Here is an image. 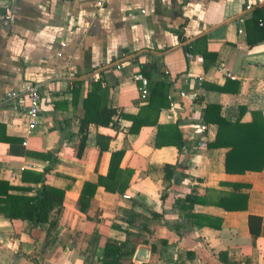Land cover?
<instances>
[{"label":"crops","instance_id":"0c3cea01","mask_svg":"<svg viewBox=\"0 0 264 264\" xmlns=\"http://www.w3.org/2000/svg\"><path fill=\"white\" fill-rule=\"evenodd\" d=\"M97 2L18 0L12 18L0 19V179L35 185L23 170H43L52 151L45 182L65 188L53 235L46 223L33 227L0 211V264H100L105 240L128 236L136 249L149 247L147 264H264V166L227 172V147L209 146L217 124L204 119L207 104L216 103L231 120L250 122L256 111L264 121V0ZM203 34L216 54L207 67L200 52L188 57L184 47ZM141 63L148 90H156L152 105L135 78ZM28 80L39 82L42 111L26 140L24 111L6 93ZM104 105L147 121L134 131L131 119L116 112L114 124L90 121L82 141L81 118ZM158 123L160 140L171 138L173 124L182 145H155ZM98 132L110 135L101 153ZM115 149L124 150L120 166L134 170L127 188L97 185L80 210L83 182L107 172ZM165 163L176 164L170 179L162 176ZM225 181L249 183L245 209L212 202L218 191L231 190ZM188 193L208 201L188 205ZM194 213L221 217V225L199 226ZM249 213L262 218L258 235Z\"/></svg>","mask_w":264,"mask_h":264},{"label":"trees","instance_id":"16d2710c","mask_svg":"<svg viewBox=\"0 0 264 264\" xmlns=\"http://www.w3.org/2000/svg\"><path fill=\"white\" fill-rule=\"evenodd\" d=\"M199 40L200 47L196 46ZM205 35H201L193 40L185 43L186 52L198 51L204 58L205 67L215 60L216 54L214 51L207 49L205 46ZM140 73L146 78L148 71L146 64H140ZM156 90L153 88L148 90L147 80V95L148 104L152 105ZM161 96H166V93H160ZM149 105V106H150ZM160 106L157 111H159ZM118 112V117H128L131 119V129L138 130L147 119L146 115L141 114H127L123 111H117V108L112 105H104L97 108L91 114L86 113L80 120L79 131L81 132L82 141L87 138L88 125L90 121L98 124L116 123V119L112 116ZM212 112L213 117H209ZM255 118L250 122H242L239 119L231 120L220 113V105L216 103H209L204 109V119L212 120L217 124V131L215 138L210 141L209 146H225L227 147L225 153V170L227 172L242 173L246 170H260L264 166V121L259 112L254 111ZM157 123V119L155 121ZM164 126L158 123V132L155 139V145L164 143H172L181 146L183 143L181 132L175 125H168L173 130L171 138L167 140H160L162 128ZM166 127V126H165ZM173 136V137H172ZM110 135L104 133H96V147L98 153L109 148ZM123 149H115L111 151L108 170L105 174L99 173L96 181H84L78 197L79 209L85 211L90 198L93 195L97 185H102L105 189L110 191L124 192L129 184V180L134 172L131 168H123L120 166V161L123 156ZM49 158V165L43 170H23V179H30L35 185H15L9 183L5 179H0V211L10 219L20 218L26 219L33 227L43 226L45 223L47 235L55 234L59 216L63 207V198L65 195V188L50 185L45 182V175L50 170L51 164L55 160V155L52 151H46ZM176 164L165 163L162 169V176L165 179H170L175 171ZM73 179V178H71ZM231 186L229 191H218L216 200L213 203L221 206L227 210L245 209L247 206L248 193L244 190L249 186V183L242 181H225ZM34 190V193L29 191ZM184 200L188 205L194 202H207L205 196L186 194ZM193 217L199 218L197 224L200 226L204 221L211 226L219 227L221 225V217H214V219L204 218L205 215L194 213ZM200 217L203 220H200ZM261 216L249 213L248 225L250 231L258 235L261 230ZM137 243L129 236L124 239L107 238L104 243L103 253L100 256V264H147L146 262L137 263L132 257L135 252ZM225 262L232 263L225 257H221Z\"/></svg>","mask_w":264,"mask_h":264},{"label":"built area","instance_id":"2783aa9c","mask_svg":"<svg viewBox=\"0 0 264 264\" xmlns=\"http://www.w3.org/2000/svg\"><path fill=\"white\" fill-rule=\"evenodd\" d=\"M18 0H0V19L9 20L12 18L15 5ZM105 0H98L99 7L103 6ZM188 57H191V52H186ZM124 55V53H123ZM120 64H117L119 67ZM135 78L140 81V96L145 98L147 95V78L142 73H136ZM183 94V92H181ZM26 98V102L23 98ZM6 99H13L16 107H20L24 111L26 117V134L34 129L39 121L42 111V97L38 81L28 80L24 83L21 89L10 90L6 93ZM25 140V141H26Z\"/></svg>","mask_w":264,"mask_h":264},{"label":"water","instance_id":"95a60500","mask_svg":"<svg viewBox=\"0 0 264 264\" xmlns=\"http://www.w3.org/2000/svg\"><path fill=\"white\" fill-rule=\"evenodd\" d=\"M149 247L145 244L139 245L134 253V259L138 261H145L148 257Z\"/></svg>","mask_w":264,"mask_h":264}]
</instances>
